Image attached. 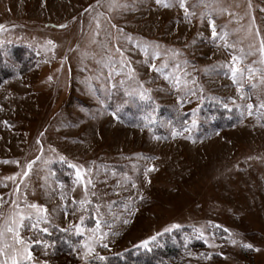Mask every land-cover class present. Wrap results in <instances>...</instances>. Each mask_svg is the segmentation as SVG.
<instances>
[{
    "label": "rangeland",
    "instance_id": "rangeland-1",
    "mask_svg": "<svg viewBox=\"0 0 264 264\" xmlns=\"http://www.w3.org/2000/svg\"><path fill=\"white\" fill-rule=\"evenodd\" d=\"M250 3L185 0L194 13L186 18L178 0H115L111 8L113 0H0V46L28 45L37 54L32 70L0 87V224L15 211L13 200L33 220L29 204L48 209V222L33 229L25 220L21 229L36 264H86L77 245L96 228L85 223L91 204L100 232L108 235L107 247L97 244L89 260L138 246L178 224L193 227L206 242L188 251L183 264H264V118L237 107L258 105V96L264 100L258 52L264 0ZM233 55L242 57L234 65L241 70L237 83ZM249 67L260 70L253 81ZM141 92L193 115L204 100H223L240 119L197 139L184 130L174 137L165 121L168 134L161 136L118 117L128 113L130 96ZM112 98L118 103L111 108ZM192 121L188 129L203 130ZM33 160L23 183L5 180ZM64 161L84 174L73 188L54 172L53 163ZM81 200L90 202L81 206ZM72 225L85 229L76 235V250L57 252L45 235L55 227L75 233Z\"/></svg>",
    "mask_w": 264,
    "mask_h": 264
},
{
    "label": "trees",
    "instance_id": "trees-1",
    "mask_svg": "<svg viewBox=\"0 0 264 264\" xmlns=\"http://www.w3.org/2000/svg\"><path fill=\"white\" fill-rule=\"evenodd\" d=\"M36 51L23 44H7L0 46V87L8 80L19 77L29 72L36 66ZM132 98L125 107L126 114H119L118 117L125 123L138 127H148L161 136L168 134V127L171 125L178 133H183L188 128L191 120L198 118L203 130L189 131L191 137L197 139L210 135L215 131H222L236 125L240 116L235 107H225L224 102H204L193 115L190 112L174 110L170 105L161 104L152 98L142 100L139 96ZM117 100L112 98V106L117 105ZM210 115V117L208 116ZM146 117L148 119H146ZM149 120L151 122H149ZM167 121V128L164 127ZM189 124V125H188ZM54 172L72 188L76 184V174L71 164L67 162H54ZM70 186V187H71ZM94 204L90 206V214L85 220L86 226L91 227L96 223L94 216ZM199 232L191 226H183L173 229L170 232H162L155 241L149 244L148 250L144 247L134 246L118 253H109L91 258L86 264H183L184 255L196 248H204L206 242ZM46 239L54 244L57 252H69L74 250L78 241L76 234L71 231H61V228H54L53 235H45ZM99 257H104L100 259Z\"/></svg>",
    "mask_w": 264,
    "mask_h": 264
},
{
    "label": "snow or ice",
    "instance_id": "snow-or-ice-1",
    "mask_svg": "<svg viewBox=\"0 0 264 264\" xmlns=\"http://www.w3.org/2000/svg\"><path fill=\"white\" fill-rule=\"evenodd\" d=\"M157 3H160L161 0H156ZM179 2V6L181 8L184 9L185 11V17L187 18L190 15H193L194 13H190L187 9V7L185 6V0H178ZM201 2L203 3L204 0H201ZM97 3L99 4V0H97ZM212 3L214 4H219L220 0H212ZM115 6V0H113V4L110 5L111 7ZM165 6L167 7L168 5L165 4ZM249 8H251V3L249 0ZM91 9H86V11H90ZM219 11L223 12V11H227V9L224 8H219ZM210 15V14H209ZM209 23L211 24L212 27V36L215 37L217 36V32H216V26L215 23L213 21H209ZM61 27H64V25H61ZM97 27H99V24H97ZM113 27H115V25H113ZM4 26L0 25V30H3ZM118 31H121L120 29H117ZM257 34H259L258 30H257ZM98 35V33H97ZM227 32H225L223 34V36H221V39H224L227 37ZM48 44L52 46V48H55V44L52 41H48ZM228 46V45H226ZM117 51H120L119 48H117ZM241 52H243V49H241ZM258 52L260 54V61L259 63L264 65V39L260 40V47L258 49ZM176 55H178L179 53H174ZM121 55H123L121 53ZM242 60V57H238L233 55L232 56V61H233V67L231 69L232 71V79L234 83H237V72L241 71L240 69L236 68L234 65L238 62H240ZM155 69V65L152 66ZM259 69L253 68V67H249L248 68V80L249 81H253L254 80V74L259 72ZM49 79H51V77H49ZM259 83L260 85H264V75H261L259 78ZM252 88L255 89L257 87V84L255 82L252 83ZM238 91H240V89L238 88ZM195 94V93H193ZM244 94L242 93V98H243ZM140 98L142 100H147L150 99L149 96H146L144 94V92L140 93ZM257 100L259 101L258 105H253L252 103H248L247 105H237V107H241L243 109H245L247 111V114L249 116L252 115H256L258 119L260 118H264V100H261L260 97H257ZM225 107H227V105H225ZM113 116H116V112L112 113ZM195 115V112H194ZM241 115L243 116V111L241 112ZM146 119H148L146 117ZM149 122H151L149 120ZM5 124H7V122L5 121ZM192 125L193 127L196 126V120L193 119L192 121ZM185 132L190 131V129L185 128L184 129ZM172 135L175 137L176 135H182V133H178L177 131L173 130ZM157 139H159V137H156ZM188 139H192L191 136L187 137ZM41 151H43V149L41 148ZM37 160L40 159V157L36 158ZM61 160L64 159V157L60 158ZM35 160L28 162L23 168H21V171L16 173L13 176H8L5 177V180H11L13 182H15L17 180V178H20V182L23 183L24 179L27 178L33 168V165L35 164ZM2 163H14L19 165L18 161H2ZM71 167L76 169V182H82L84 180V174L81 171V168L75 164L71 165ZM155 167H149L145 169V176H147L148 172L150 171H154ZM91 183V181H87L85 183V191H87V184ZM133 187H135V184H133ZM16 191H19V185H17L16 187ZM61 199H63V196L61 197ZM90 201L87 200H81L80 204L81 206H83L85 203H89ZM4 203L3 199L0 198V206H2ZM12 207L13 209H15V211H13L10 220L9 219H5L3 224H0V264H36V261L33 257V253L31 251L32 248V243H30L28 240H26L22 235H21V229L24 227V223L25 220L28 221H32L31 223V227L33 229H36L38 227V225L44 221V222H48V209L46 207H42L38 204H29L28 207L31 209L35 210V220H33V216L32 213H29L27 215H25L20 209H19V205L17 204V202L15 200L12 201ZM0 219H3L2 216H0ZM81 219V225L83 224V216L80 218ZM124 223H128L127 220L124 221ZM81 225H72V227L75 230V234L77 236H80L84 233L85 229L81 226ZM180 225L178 224H173L171 225L169 228L164 229L165 232H170L172 229H177L179 228ZM218 227V226H217ZM40 231H42L43 233H47L48 232V228L47 227H43L40 229ZM61 231H68V229H61ZM225 231H228L227 229H225ZM108 235V233H103L100 232V220L98 219L96 221V228L92 229V234L90 236H88L84 242L80 245H77V248H82L83 252H82V256L81 258L85 261L88 262L89 258L92 257L95 254V248L96 245L99 244L103 247H107L106 244H103V241L105 239V237ZM161 235V233H157L156 236H152L149 240H144L141 242V244L139 245L140 247H144L148 250H151L149 248V244L152 241H155L157 239V236ZM203 234L201 233L200 236H198L197 238H202ZM232 243H236L235 240L231 241ZM34 243L40 244V243H44L43 241L40 240H36L34 241ZM45 247H47V245L45 244ZM245 247L251 248L252 245L248 244L245 245ZM76 249H74L75 251ZM100 259H104V257H99ZM46 264V262H45Z\"/></svg>",
    "mask_w": 264,
    "mask_h": 264
}]
</instances>
